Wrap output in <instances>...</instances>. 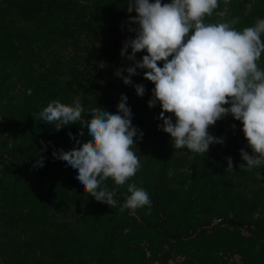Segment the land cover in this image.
<instances>
[{
  "label": "trees",
  "instance_id": "16d2710c",
  "mask_svg": "<svg viewBox=\"0 0 264 264\" xmlns=\"http://www.w3.org/2000/svg\"><path fill=\"white\" fill-rule=\"evenodd\" d=\"M218 2L206 23L236 19L243 30L264 19V0ZM127 3L0 0V264H264V179L256 176L264 167L240 170V149L251 153L242 123L228 115L210 126L224 143L206 154L173 147L158 127L160 105L148 107L154 84L143 70L131 77L143 97L115 75L132 64L112 34L136 15ZM258 64L264 69V54ZM121 95L143 132L133 148L141 167L123 186L105 182L118 201L110 208L52 155L77 147L69 132L86 142L87 129L81 137L79 124L57 131L33 117L54 100L116 113ZM41 155L44 167L33 168ZM129 183L148 193L150 212H120Z\"/></svg>",
  "mask_w": 264,
  "mask_h": 264
},
{
  "label": "clouds",
  "instance_id": "9594fccd",
  "mask_svg": "<svg viewBox=\"0 0 264 264\" xmlns=\"http://www.w3.org/2000/svg\"><path fill=\"white\" fill-rule=\"evenodd\" d=\"M218 7V0H128L127 12L136 13L127 21L134 38L124 41L120 55L132 64L117 69L115 75L143 97L145 86L131 79L143 70V78L154 84L148 107L160 105L157 119L163 123L158 127L169 134L175 149L206 154L210 145L224 143L209 133L210 126L228 115L240 121L251 153L240 149L244 163L239 168L251 172L264 167V69L258 64L264 54V19L243 30L234 27L236 19L206 23ZM140 52L146 54L137 60ZM33 118L57 131L79 124L81 137L87 129L86 142L69 132L77 147L54 150L52 155L77 170L76 179L88 196L115 208L116 192L109 191L105 182L111 178L115 186H123L141 167L133 148L143 132L132 124L127 96L121 95L116 113L99 106L85 113L78 101L68 105L54 100ZM226 159L227 170H234L232 158ZM44 161L39 156L33 168L44 167ZM256 176L264 179L261 172ZM127 192L120 212L145 207L150 212L151 200L143 188L129 183Z\"/></svg>",
  "mask_w": 264,
  "mask_h": 264
},
{
  "label": "rangeland",
  "instance_id": "374dc122",
  "mask_svg": "<svg viewBox=\"0 0 264 264\" xmlns=\"http://www.w3.org/2000/svg\"><path fill=\"white\" fill-rule=\"evenodd\" d=\"M128 28L120 27L118 30L114 31L112 34L113 36L115 35L116 37H119L120 40L125 41L127 38H130L131 35H134V33L128 31Z\"/></svg>",
  "mask_w": 264,
  "mask_h": 264
}]
</instances>
